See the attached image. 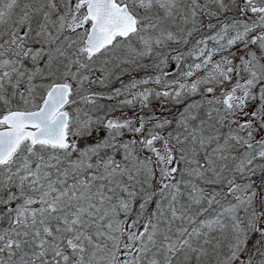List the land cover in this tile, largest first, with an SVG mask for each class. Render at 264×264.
<instances>
[{
    "label": "snow or ice",
    "instance_id": "1",
    "mask_svg": "<svg viewBox=\"0 0 264 264\" xmlns=\"http://www.w3.org/2000/svg\"><path fill=\"white\" fill-rule=\"evenodd\" d=\"M0 264H264V0H0Z\"/></svg>",
    "mask_w": 264,
    "mask_h": 264
}]
</instances>
